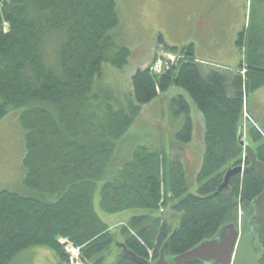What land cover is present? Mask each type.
Instances as JSON below:
<instances>
[{
	"label": "trees",
	"instance_id": "trees-1",
	"mask_svg": "<svg viewBox=\"0 0 264 264\" xmlns=\"http://www.w3.org/2000/svg\"><path fill=\"white\" fill-rule=\"evenodd\" d=\"M252 1L257 9L254 15L250 10L247 30L238 39L246 47L238 70L246 69V76L229 79L228 70L196 61L193 44H164L184 58L162 73L152 64L138 68L132 92L117 101L114 91L99 82L105 63L123 68L131 55L115 34L120 24L116 0H0V119L15 107L27 130L22 187L0 189V264H22L23 254L37 245L49 246L62 264H69L59 237L81 246L87 264H104L103 253L115 235L95 208L100 183L103 211H132L121 225L124 243L145 258L152 253L158 259L169 238L166 258L215 237L236 220L240 204L249 223L252 201L264 189L256 169L234 175L216 192L226 167L241 164L244 95L264 85L259 27L264 0ZM173 85L189 94L205 119L196 192L179 158L124 141L142 105ZM172 105L184 116L176 141L187 144L194 129L190 103L180 95ZM251 136L264 163V130L255 127ZM169 204L183 214L174 231L164 216ZM259 261L264 264V254ZM118 264L138 263L121 253Z\"/></svg>",
	"mask_w": 264,
	"mask_h": 264
},
{
	"label": "rangeland",
	"instance_id": "rangeland-1",
	"mask_svg": "<svg viewBox=\"0 0 264 264\" xmlns=\"http://www.w3.org/2000/svg\"><path fill=\"white\" fill-rule=\"evenodd\" d=\"M116 1L120 16V24L116 28L115 34L122 45L130 48L131 55L128 64L123 68H116L109 63H105L104 80L101 84L111 88V82H114L119 95L122 96L124 94H128L131 89L132 78L130 77V74L145 65L154 64L164 49L161 47V43H159V37L152 35L151 24L159 23L161 18L156 20V14L153 13L152 15L148 12V0ZM164 1L175 2V0ZM194 1L197 3L196 8L200 9V20L202 21L203 29L194 28V26L192 29L199 44L205 47L208 45V50H213L214 48L211 47V45L216 44L214 42H210L212 37L217 38L218 41L221 42L220 44H230L234 37L233 30L237 24L240 23L242 16H244V12L246 14V12L250 13V10H253L254 15L255 10L257 9L256 2L252 0ZM187 3V0H185L184 3H182V1L180 4L176 3V5L179 6L177 8L178 10L173 9L172 12H169L162 17L161 22L165 24L163 25L165 27V31H169V33H171L174 26H192L193 21L191 17H188L189 14L187 9L189 4ZM199 4L201 7H199ZM196 13H198V10ZM5 24L8 26L7 23ZM159 32L160 30H158L157 35ZM152 51H155V55ZM213 52L215 53V50ZM206 61L221 66H229L224 64V62H215L214 60L208 58H206ZM239 68L240 67H238V69ZM227 72L230 74L229 79H232L236 74L246 76L247 70H228ZM257 90L244 95V109L241 119L244 138L247 142L252 143L255 148L257 147V143L253 140L251 131L255 127L258 130H264V88L260 91ZM261 99H263V101H261ZM259 106H262V108L260 109ZM164 113V116H162L160 120L166 127H168L169 131H171V126L175 124L174 121L178 124L179 117L178 113L173 109L172 102L168 101L166 103ZM260 113L263 115L259 120L258 116ZM136 120L137 123H135L131 128V130H133L132 139H134V141L131 140V147L146 146L156 142V139L158 138L157 133L150 132L149 130L152 129L154 131H158L160 129L157 124L151 126V123L148 120L147 112L143 113L142 116L140 112ZM26 134L27 130L23 126L20 119V111H18L15 107H11L8 113L0 119V189L14 190L15 188L18 189L22 187V177L24 174L23 158L26 153ZM240 165H247V156L244 150L241 155ZM230 167H232L231 164L226 167L227 171ZM195 180V175H190L192 191L194 192H196L198 187L196 184H193L195 183ZM101 185L102 183L99 184V189L94 197L95 208L99 216L107 224L110 226L112 225L113 233L115 235L114 242L103 253L105 258L104 264H118L119 255L122 253L119 243L125 242V236L121 230V226L116 225V223L123 216H130L129 213L132 211L118 213H107L103 211L100 207ZM247 213L248 212L245 210L244 204H240L235 215L236 220L233 219L232 221L237 222L239 220L241 222V232H246L250 229ZM164 216L168 221L171 230H173L178 226L183 214L179 211H175L171 204H169L165 207ZM59 241L62 244L64 251L70 257L69 264H87L84 259H82L81 246L76 245L73 241L66 237H59ZM263 254L262 249L258 248V257L261 258ZM173 258L174 256H167V259ZM22 263L62 264L56 252L47 245H37L27 249L25 255L22 257ZM206 264H211V262Z\"/></svg>",
	"mask_w": 264,
	"mask_h": 264
},
{
	"label": "crops",
	"instance_id": "crops-1",
	"mask_svg": "<svg viewBox=\"0 0 264 264\" xmlns=\"http://www.w3.org/2000/svg\"><path fill=\"white\" fill-rule=\"evenodd\" d=\"M181 1L182 3L185 2V0H175L174 3L167 2L164 0H148V3H147L148 12L151 13L152 15L153 13L156 14V17H157L156 20H159L161 18L159 23L151 24L152 25V29H151L152 35L158 36L159 38L162 37L163 43H161V47L164 46V44L169 45V46H179V47L186 46L188 44H193L195 48L196 57L205 59V60L206 58H208V59L214 60L215 62H224V64L231 66L233 70H238V67H240L241 64L245 62V57H246V53H245L246 47L245 46L240 47L238 44L239 34L244 31L246 32L248 24H249L250 13L246 12L245 14L244 12V16H242L240 23H238L237 26L233 30L234 37L231 40L230 44H227V45L220 44L221 42H219L217 38L212 37L210 42H214L216 44H213L214 46L210 44L211 47H213L214 49L208 50L207 48L209 47L208 45L207 47H205L199 44L197 37L194 36V31L192 29L193 26L194 28L203 29L202 21L200 20L201 18V14L199 11L200 9L196 8L197 3H195L194 0H187L188 2L187 4H189L188 9H187L188 14H189L188 17L192 18V21H193L192 26L191 25L186 26V27L182 25L174 26L172 28L173 30L171 31V33H169V31L164 30L165 27L163 25L165 24L161 22L162 17H164L165 14L172 12L173 9L178 10L177 8L179 6L176 5V3L180 4ZM262 6H264V4ZM199 7H201L200 4H199ZM197 10H198V13H196ZM259 22L261 23V26L259 27H261L262 34L264 35V19ZM158 30H160V32L157 35ZM262 47H263V53H264V41H263ZM214 50H215V53L213 52ZM152 52L155 55V51H152ZM147 66L149 65H145L141 68H146ZM136 71L137 69L130 74L131 78L133 77ZM103 80H104V74L101 76L99 82L102 83ZM110 87L114 91L115 98L117 99V101H124V98L127 95H129L133 90V85H132L128 94H124L120 96L114 82H111ZM263 88H264V85L260 87L257 91H260ZM180 95L184 96L190 103L191 116H192L193 124H194L193 138L191 142L187 144L178 143L175 139L176 131L178 128H180L184 116L178 117V124L176 123V121H174L175 124L171 126V131H169L168 127H166L160 120V118L164 116L165 114L164 112H165L166 103L168 101L172 102L173 98L180 96ZM261 101H263V99H261ZM259 107L260 109L262 108V106H259ZM163 109H164V112H163ZM145 112H147L148 120L151 123V126L157 124L160 129L158 131H154L152 129L149 130L150 132H156L158 135V138L156 139V142L151 143L150 145H146V146L149 147L150 149L159 150L162 153H165V155L168 156L169 159L179 158L184 163L186 173H187V178L190 180V175L194 174L195 179H196L197 174L199 173L202 167L203 158L205 154V142H204L205 119H204L203 113L193 103L189 94L184 89L173 85L167 91L161 92L159 96L152 102L142 105L141 116ZM262 115L263 114L261 113L259 114L258 116L259 120L261 119ZM136 121L134 122V124L137 123ZM131 128L129 129V132L124 138L125 142L127 141L129 142L130 140H132L133 130H131ZM190 183L192 186V182ZM193 184L197 185L196 180H195V183ZM129 217H130L129 215L123 216L116 223V225L120 223L128 222ZM21 262H22V258H21Z\"/></svg>",
	"mask_w": 264,
	"mask_h": 264
},
{
	"label": "water",
	"instance_id": "water-1",
	"mask_svg": "<svg viewBox=\"0 0 264 264\" xmlns=\"http://www.w3.org/2000/svg\"><path fill=\"white\" fill-rule=\"evenodd\" d=\"M239 141L244 147L250 163L244 167L229 168L216 194L229 186L230 179L239 173H247L256 169L264 180V163L257 158L255 147L245 140L243 128L239 131ZM252 206L253 214L250 218V230L248 232L241 234L238 225L230 222L223 225L215 237L176 255L171 260L166 258V248L170 238L162 246L160 257L154 263L136 254L124 242L119 243V246L124 256L130 257L138 264H190L197 261L212 262L213 264H260L257 242L258 247L264 251V189L252 201Z\"/></svg>",
	"mask_w": 264,
	"mask_h": 264
},
{
	"label": "built area",
	"instance_id": "built-area-1",
	"mask_svg": "<svg viewBox=\"0 0 264 264\" xmlns=\"http://www.w3.org/2000/svg\"><path fill=\"white\" fill-rule=\"evenodd\" d=\"M182 58H184V55L181 53L163 51L156 60L153 70L157 73H162ZM196 61L199 62L200 60L196 59Z\"/></svg>",
	"mask_w": 264,
	"mask_h": 264
},
{
	"label": "flooded vegetation",
	"instance_id": "flooded-vegetation-1",
	"mask_svg": "<svg viewBox=\"0 0 264 264\" xmlns=\"http://www.w3.org/2000/svg\"><path fill=\"white\" fill-rule=\"evenodd\" d=\"M249 223H250V221H249ZM250 230V229H249ZM245 233V232H244ZM259 247H258V242H257V249H258ZM168 260H171V259H168ZM206 263H208V262H206ZM211 264H213L212 262H211Z\"/></svg>",
	"mask_w": 264,
	"mask_h": 264
}]
</instances>
